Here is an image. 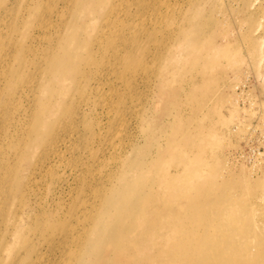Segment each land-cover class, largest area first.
I'll list each match as a JSON object with an SVG mask.
<instances>
[{
  "label": "bare ground",
  "instance_id": "1",
  "mask_svg": "<svg viewBox=\"0 0 264 264\" xmlns=\"http://www.w3.org/2000/svg\"><path fill=\"white\" fill-rule=\"evenodd\" d=\"M60 1L28 4L22 23L31 28L19 40L18 24L2 15L8 0H0V264H131L127 255L154 264L168 245L180 264H205L208 252H220L201 250L198 259L185 238L177 248L162 234L127 237V215L145 197L161 195L142 173L144 156L128 158L136 143L127 148V74L143 59L135 55L140 26L127 32V0ZM48 10L57 20L42 16ZM183 19L189 24L187 14ZM38 38L47 42L34 45ZM250 150L263 156L257 146ZM176 174L167 169L165 181Z\"/></svg>",
  "mask_w": 264,
  "mask_h": 264
},
{
  "label": "rangeland",
  "instance_id": "2",
  "mask_svg": "<svg viewBox=\"0 0 264 264\" xmlns=\"http://www.w3.org/2000/svg\"><path fill=\"white\" fill-rule=\"evenodd\" d=\"M29 2L2 7L3 18L18 24L19 40L31 28L22 23L35 0ZM42 16L57 20L50 10ZM127 18L130 35L140 26L135 55L143 59L142 68L127 74V148L136 143L128 158L144 156L142 173L161 194L145 197L127 215L128 239L157 233L178 248L185 238L198 259L201 250L220 252H208L205 264L228 258L264 264V152L256 157L250 150L264 151V56L259 60L257 51L264 54V0H127ZM46 42L38 38L34 45ZM176 56L177 64L167 60ZM167 169L178 172L172 183L164 179ZM129 247L137 254L136 245ZM171 247L154 264H180L169 256Z\"/></svg>",
  "mask_w": 264,
  "mask_h": 264
}]
</instances>
